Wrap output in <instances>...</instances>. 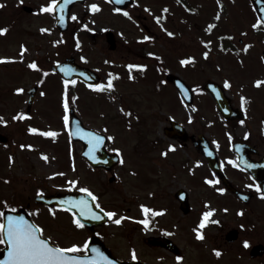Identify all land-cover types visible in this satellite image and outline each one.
<instances>
[{"label": "rangeland", "instance_id": "374dc122", "mask_svg": "<svg viewBox=\"0 0 264 264\" xmlns=\"http://www.w3.org/2000/svg\"><path fill=\"white\" fill-rule=\"evenodd\" d=\"M22 1L37 9L50 3V0ZM135 1V7L129 11V17L132 18L136 27L131 25L132 28L126 29L128 33L124 29L121 30L119 24L126 25V21H122L119 16L108 14V17H103L106 14L104 7L102 11L90 13V5L84 4L73 7L72 15H76L77 19L72 20L71 29L63 34L55 29V36L49 31L47 38L46 36L40 38L35 32H32V30H35L37 20L49 30L52 29V21H49L50 14L41 13L39 15L40 11L25 17V21L21 19L13 25L18 30L17 33L9 31L0 36V57L16 58L5 60L9 63H3V66H0V114L4 116L3 119L6 118L12 123L3 129L5 134L11 137V144L8 147L0 145V210L4 207L11 208L25 204V201H28L30 197L32 203L37 188L46 192L67 190L72 187L69 182L73 180L77 181L73 186L74 189L85 186L90 188L100 196L99 201L103 207L108 209L107 211L116 213L115 217L110 218L111 221H115L121 216L124 217L123 222L142 220L138 208L141 204L146 207L149 204L148 208L153 209L159 220L163 219L162 210L169 213H167V216H169L164 219L165 222L170 220V216L172 220L180 221L178 212L173 208L169 193L173 194L177 188L185 187L183 186L184 183L187 184L188 189V186H190V193L196 196L199 201L196 212L199 213L207 208L205 206L200 208V204L204 200L203 196L207 195L205 192L202 193L201 189L206 190L207 187H196V184L189 178V171L178 172L174 170L176 178L169 176L172 162L177 166V170L180 169L179 165L184 162L179 150L167 152V155H163L164 157L159 156L157 151L152 155L149 152L151 145L158 140V148L163 145L162 143L165 145L169 142L175 144V141L164 137L161 118L171 116L182 120L189 117V109L181 108V103L172 89L169 88L171 91H167L163 84L157 85L155 81L154 83L150 82V78L153 79L152 72L136 73L137 81L132 80L133 75L130 74L125 65L126 62H144L142 59L145 54L153 51V47L158 58H162L164 51L170 49L167 47L169 37L166 34V30L170 28L165 22L160 25L156 23L154 27L156 31L155 44L136 45L139 37L147 36V33L142 31L141 25L151 24L152 20L162 13H165L171 19L180 21L187 30L183 34L184 46L192 44L193 38L187 33L191 29L196 30L195 25L200 29V37L206 38L210 25L207 20H216L215 23L219 22L213 16L207 17L209 11L211 14L215 12L216 2L218 5L221 3V15H219L221 26L219 29L225 32L230 30L226 34H232L233 44L236 46L238 45V38H243L245 41L249 40L244 31L247 29L252 30L250 23L253 18L248 16L250 10L244 0H187L186 7L191 10L179 6L173 0ZM92 2L101 3L102 5V0ZM15 3H17V0H0V5L6 10L5 14L13 13ZM165 8L167 11H164ZM46 14H49V16ZM143 17H145V20ZM225 17L227 20H225ZM244 20L249 22L247 21L244 24L242 22ZM250 20L252 21L250 22ZM7 22L8 20L4 16H0V25H5ZM85 24L88 25L87 28L84 27ZM82 27L91 33L81 32ZM106 27L112 28L117 34L119 31V34H121L118 35L119 47L113 52L106 49L104 38L101 35L102 30ZM21 29L22 31L26 29V33H21ZM178 30V27L172 28L175 33ZM197 35L199 36L198 32ZM53 39L54 42L58 41V43L53 45ZM18 42L26 46L22 60L20 59L21 49ZM77 43H79V47L76 46ZM125 43H129L127 45H129L130 51L121 49ZM262 48L263 46L257 44L251 52L257 53V57L261 59L260 50ZM180 49L184 48L178 47L174 51H180ZM69 55L75 57L80 64L88 66L101 74L103 76V86L107 85L111 78L114 85V97L106 91L89 90L80 83L70 85L65 91L63 82L50 72V65L54 61L62 60ZM34 59H36L38 68L35 70L29 69V63ZM103 59L106 61L103 62ZM253 61L255 63L246 68L245 71H241L243 73L251 72V75L261 72L263 74L264 71L260 68L259 61ZM164 64L173 68L171 69L172 72L179 71L182 77L189 71L188 68H181L170 55L164 61ZM21 72L24 74L23 76ZM157 72L158 67L154 69V73ZM248 79L242 77L241 81L245 82L244 86L246 84L247 86L250 85ZM189 82L193 85L196 83L193 80H189ZM36 83L39 84V90L36 96L37 100L35 99L33 117L29 120H14V117L24 112L26 99L24 92L19 94L15 89H26ZM64 92H67V95L71 98L69 107L75 108L86 126L103 131L109 137H112L108 141V149H122L125 161L118 169V178L112 183H107L106 179L109 175L105 176L100 171L97 172V178H87L85 170L81 167L68 166L76 163L80 164L77 155L80 145L74 144L69 139L65 131L66 127L64 128ZM250 92L264 95V88L251 89ZM115 94L119 96V99H116ZM175 107L181 108V110H177ZM129 112L131 115H128ZM18 123L27 125L25 134L22 129L16 128ZM30 125L40 129L41 132L30 133L28 131ZM105 125H107L106 128ZM43 131H55L57 136L55 138L45 137L42 134ZM19 144L38 146L42 154L47 155L49 161L43 160L35 148H33L34 150L26 147L22 148ZM136 145V155L132 154L135 159L132 158L131 161V153ZM164 149L165 147H161L163 153ZM189 155L196 161V154L190 153ZM147 157H149V160H147ZM163 158H165L164 163L162 162ZM188 161L189 163L192 162V160ZM82 167L84 166L82 165ZM130 171L135 174L136 178ZM193 172L195 175L199 173V171ZM88 173L94 176L92 170ZM154 181L157 182V185L152 183ZM157 188L163 189V192H157ZM187 188L186 190L189 191ZM151 193H153V197H150ZM210 207H214V205ZM215 207L218 208V206ZM32 210H34L35 220L43 226L45 235L50 239L61 245H72L74 243L81 245L85 233L71 226V219L66 214L59 211H49L42 207ZM53 212H55V215L52 214ZM192 220H195L193 214L189 221ZM221 221L223 224L229 222L228 218L223 216ZM112 227H106L105 233L107 235H109V232H113V234L117 233L115 236L117 238L122 236L119 232H123V230ZM210 231L213 232L214 229H210Z\"/></svg>", "mask_w": 264, "mask_h": 264}, {"label": "flooded vegetation", "instance_id": "af4514ba", "mask_svg": "<svg viewBox=\"0 0 264 264\" xmlns=\"http://www.w3.org/2000/svg\"><path fill=\"white\" fill-rule=\"evenodd\" d=\"M24 6H29V8L24 9ZM134 7V5H130L123 11ZM113 9L112 6V11ZM5 11L2 7L0 16H4L8 22L5 25H0V28H7V32L11 31L14 28L13 25L21 19L25 21V17L40 12L39 9L22 0H17V3L14 4L12 14H5ZM50 15L49 21H52L50 31L55 36L54 19L53 15ZM143 18L145 20V17ZM252 18L254 19L250 20V22L252 21L250 23L252 30L244 31L249 40L238 38L237 46L233 44L232 34H226L230 30L225 32L219 29L221 19L217 20L218 23H215L216 20L208 21L215 27L208 32L206 38L200 37V29L197 25L194 26L196 30H189L187 34L193 38L192 44L189 46H184L183 34L187 30L182 24H174L172 19H168L172 22L171 25L169 24L170 29L179 28L177 33L174 32L177 47L184 48L182 51L184 55L180 52L175 55L170 53V56L176 63L188 57L194 58L188 64H182V68L189 69L183 79L189 87L191 86L192 103L186 106L191 108L190 116L180 120V123L188 135L196 137L205 135L207 137L231 189L227 190L224 184L212 174L207 167L206 159L199 151H196L190 138L182 142L181 146L193 151L197 156L196 161L201 169L196 179L193 180L196 187L203 185L204 170L208 171L211 177L208 179L214 181L213 184L208 185L205 193L209 194L208 198L214 200V207L219 205L218 210L229 211V226L216 225L213 227V232L201 229L204 238L198 239L196 233L198 222L185 220L192 210L197 211V205H199L197 197L189 193L187 195V212L182 214L183 220L161 222L153 219L148 221L147 226L140 221L121 222L118 229L123 232H119L122 236L118 238L115 237L117 233L113 234V232H109V235L106 236L105 229L95 231L101 236V241L115 258L123 261L133 260L132 251L134 249L137 257L135 260L149 264H264V196L261 195V192H264V95L250 92L251 89L264 88V84L257 86L255 83L257 80L264 81V72L251 75V72L243 73L241 71H245L255 63L253 60H258L260 68L264 71V26L261 24L254 28L253 25L257 23L258 19L254 13ZM225 20H227L226 17ZM247 21L242 22L245 24ZM154 27L155 22L149 25L142 24L143 32L148 33L151 38H155ZM42 28L47 27L41 25L37 20L35 30L32 32H35L40 38H44ZM20 31L26 33V29ZM46 33V37H48L50 32ZM142 41L145 40L142 39ZM152 41L150 40L149 44ZM116 44L117 49L119 47L118 40H116ZM257 44L263 46L260 50V60L257 53L251 52ZM169 46L172 49L176 48L170 41L167 42V47ZM245 48H247L246 51ZM121 49L131 50L129 45H123ZM205 52H208L207 57L204 56ZM150 59V56H144L142 63L148 65ZM242 77L249 78V86L247 84L244 86L245 82L241 81ZM189 80L196 81V83L190 84ZM225 81L230 83V87H225ZM207 82L218 85L229 98L231 112L228 116L225 117L218 111L215 101L204 90V85ZM241 97L246 98L243 105ZM0 132H2L1 125ZM200 139L201 137L198 142ZM187 164L185 160L180 166L187 169ZM248 165L253 166L249 167ZM257 185L259 190H257ZM219 188H224L225 191L221 193L217 190ZM202 191L203 189H201ZM174 202L179 208L178 202ZM111 224L117 225L115 222ZM229 231L232 232L227 237ZM91 235L87 232V243ZM150 237H153L154 240L149 241ZM157 238H163L165 244H157ZM244 241L249 242L247 247ZM214 250H219L221 255L217 256ZM177 257L181 259L178 260Z\"/></svg>", "mask_w": 264, "mask_h": 264}, {"label": "snow or ice", "instance_id": "6c2138e0", "mask_svg": "<svg viewBox=\"0 0 264 264\" xmlns=\"http://www.w3.org/2000/svg\"><path fill=\"white\" fill-rule=\"evenodd\" d=\"M72 0H64V3L58 5V0H50V3L42 6L40 8L41 12H48V13H54L57 10V7L61 10V17H60V22L63 23V9L65 6L69 3H71ZM109 2H115V3H123V0H109ZM2 7V5H0ZM90 9L93 12L99 11L100 10V5L97 3H92L90 5ZM113 11L120 13L123 10L119 7L114 8ZM164 11H167L165 8ZM123 14L125 16H129V13L127 11H123ZM220 17L219 15L216 16V19L218 20ZM72 20H76L77 17L76 15L71 16ZM157 22L159 23L160 17H157ZM264 21L257 20V23L253 25L254 28L259 27ZM85 28L88 27L87 24L84 25ZM215 27V25H209V31ZM8 29L7 28H0V34H5L7 33ZM42 32H47L50 31L47 28H42ZM168 35H174L171 32H168ZM141 39L143 40H148L150 37L144 36ZM55 43H58L55 42ZM210 43V42H209ZM79 47V43L76 45ZM247 48H245V51ZM26 51L25 47L22 45L21 46V55L20 59H23V53ZM149 55H155L154 53H149ZM208 52L204 53V56L207 57ZM16 59L15 57H0V61L3 60H12ZM193 57H188L183 60H181V64H188L190 60H193ZM29 67L31 69H37L38 64L36 61H32L29 63ZM129 71L131 72L132 69H143L146 68V65H140V64H128L127 65ZM68 74H71V71H74V69H65ZM76 81L75 80H65L64 81V86L65 89L68 88V86L75 85ZM257 86H260L264 84V81L257 80L255 81ZM89 88L94 89V90H99V91H104L105 88L102 85L99 84H89ZM225 87H230V83L228 81H225ZM114 88L113 83L111 82V78L109 79V82L107 84V89L111 90ZM17 93H22L24 92L23 88H17L15 89ZM43 95V93H41ZM185 94H187V90L185 89ZM70 97L67 95V92H65L64 95V101H63V107H64V112L65 115L63 116L64 120V125L65 127H68L69 125V101ZM246 98L241 97V103L242 105L244 104ZM123 111V109H122ZM26 113H21L18 116L14 117V119H22L24 116H26ZM128 115H131L129 112ZM0 123L7 124L6 120H3L2 117H0ZM243 123V122H241ZM28 131L30 133H40L41 130L29 126ZM42 134L45 137H53L55 138L57 136V133L55 131H43ZM70 135H75V136H81L83 135V138L88 141L89 144V150L87 155H89L92 159L98 160L99 158L95 155L96 149L100 147V145L103 143L104 137L100 135L97 132H91V131H84L80 127V122L76 121V130L75 132H70ZM109 139H112V137H109ZM22 148L28 147L32 148V145H21ZM174 150L175 146L171 145L169 146ZM115 151L119 152V149H116ZM163 155H167V153H162ZM211 155V153H209ZM42 158L44 160H47L48 157L45 154H42ZM123 162V161H121ZM235 163V161H233ZM239 167V165H236ZM249 167H252L253 165H248ZM77 181L73 180L69 182V185H74L76 184ZM207 183L210 185L214 183L213 180H208ZM257 190H259V186L257 185ZM219 192L223 193L225 191L224 188H219L217 189ZM81 192H85L88 194V196L91 197L93 201H96L98 197H96L88 188H81ZM261 195L264 196V192H261ZM65 207L69 212L73 214V223L78 227V228H83L85 225L81 219V217H90L93 220H101L104 218L103 215H101V212L99 211H94L92 207L90 206L89 202L84 200V199H74V198H69L67 201H65ZM79 208L80 212L77 215L75 212H73V208ZM97 209H101L100 204H96ZM143 209L144 214L147 216L149 213L156 214L153 209H150L144 205L141 206ZM14 210V209H13ZM103 211V209H101ZM38 214V210H37ZM55 215V212L52 213ZM107 217L112 218L116 216L115 212L112 211H107L104 213ZM212 215V212H204L203 213V219L200 221L199 227L196 229L197 233V238L198 239H203V232L201 229L205 227V221L208 220V218ZM124 217H119L115 219V223L117 225L121 224L122 220ZM215 223H219V221H214ZM140 223L144 224L147 226L149 223L147 220H142ZM44 229L41 227L40 224L35 223L33 221H30L29 219H26L25 216L23 215H7L5 218V214L3 211H0V243H7L8 247L6 249L7 255L4 256L2 260H0V264H116L114 260L109 259L102 251H100L98 248H92V252L95 253L93 256H87L86 252L89 248V244L85 242L83 245H78V244H72L70 247H61L59 245H54L51 243L50 238H44L42 233ZM248 241H244L245 246H248ZM84 252V255L80 254H72L70 255L69 253H81ZM215 254L217 256L221 255V252L219 250H214ZM136 257V252L133 249L132 251V259L135 260ZM177 259H181L180 257H177Z\"/></svg>", "mask_w": 264, "mask_h": 264}, {"label": "water", "instance_id": "95a60500", "mask_svg": "<svg viewBox=\"0 0 264 264\" xmlns=\"http://www.w3.org/2000/svg\"><path fill=\"white\" fill-rule=\"evenodd\" d=\"M74 0H72L73 2ZM71 2V3H72ZM251 2L259 9L260 7H263L264 8V0H251ZM64 3V0H60L58 2V5L59 4H62ZM67 4L65 6V8L63 9V23L60 22V17H61V10L59 9V7H57V10H56V14H57V25L60 27V29H65L66 27V20H67V10H68V7L70 6V4ZM74 69V71H71V74H68V72L65 71V69ZM51 69L55 72H57L58 74H60L63 78L65 79H72L74 77H77L81 80H83L84 82H90V83H95L97 82V77L96 76H93V74L90 72V70L88 69H85V68H81V67H78L77 65H75L73 62H72V59L71 58H67L64 62H61V63H57L55 65H52ZM168 79L170 81H172L175 86L178 88L179 92L181 94L184 93L185 89L183 84L181 83V81L177 80L176 77L174 76H168ZM33 91L34 90H30L29 91V94H30V98H29V104L31 103V98H32V94H33ZM214 94L216 95L215 97L220 100H222L218 95H217V92L215 90H213ZM223 104L221 103V101L219 102V106H222ZM71 111V114H70V132H75L76 130V121H79L78 118L73 114V111ZM80 122V121H79ZM80 127L82 129H84V131H90V130H87L85 128L82 127L81 123H80ZM92 132V131H91ZM73 137V139H78L80 140L82 143H83V148L85 147V144L86 142L88 143V141L86 139L83 138V135L81 136H75V135H71ZM0 140H3L2 137L0 136ZM89 145V144H88ZM89 150V148H88ZM84 154V152H83ZM69 198H74V199H84L86 201L89 202L90 206L92 207V209L94 211H98L93 203H92V200L89 198L88 195L86 194H82V195H77V196H73V195H54V196H44V197H38L36 200L37 201H41L42 203H45L47 205H51V204H55V205H60V206H64L65 207V201H67ZM73 212H75L77 215L79 214L80 212V209L79 208H73ZM5 214V218L7 215H23L25 216V214L22 212V211H19V212H16V213H12V212H8V211H5L4 212ZM102 215V214H101ZM104 216V215H103ZM25 218L27 219V217L25 216ZM82 221L84 224L86 225H89L90 223L89 222H93L95 223L96 221L97 222H102L105 220V216L103 219L101 220H93L91 219L90 217H81ZM6 244V247L0 252V260H2L4 258V256L7 255V252H6V249L8 247L7 243L5 242Z\"/></svg>", "mask_w": 264, "mask_h": 264}]
</instances>
